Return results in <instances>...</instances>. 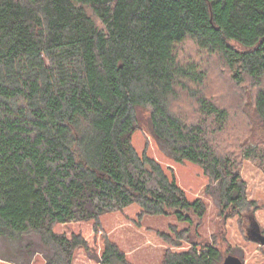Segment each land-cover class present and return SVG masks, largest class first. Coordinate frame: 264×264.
<instances>
[{"label":"trees","instance_id":"16d2710c","mask_svg":"<svg viewBox=\"0 0 264 264\" xmlns=\"http://www.w3.org/2000/svg\"><path fill=\"white\" fill-rule=\"evenodd\" d=\"M187 43L250 87L245 115L264 133V0H0V238L36 235L51 251L45 264H71L86 242L56 224L133 204L141 216L201 220L204 202L172 168L135 150L140 108L167 156L200 167L222 213L239 214L238 160L264 169V138L238 143L235 155L219 150L229 112L205 90L202 63L180 59ZM182 96L192 118L174 110ZM103 246L101 264H132L113 242ZM219 258L214 245L193 243L166 250L162 264Z\"/></svg>","mask_w":264,"mask_h":264},{"label":"rangeland","instance_id":"374dc122","mask_svg":"<svg viewBox=\"0 0 264 264\" xmlns=\"http://www.w3.org/2000/svg\"><path fill=\"white\" fill-rule=\"evenodd\" d=\"M195 50L191 43H187L179 54L180 59L202 63L207 73L205 90L229 112L227 131L217 136L219 150L235 155L238 143L248 138L261 141L264 133L258 119L249 121L245 115L253 98L250 87L235 86L217 57L207 58L205 54L198 57ZM191 108L190 101L184 96L174 105L176 112L187 117L192 114ZM148 115V108H140L136 112L138 122L132 138L135 150L139 154L145 151L163 168H172L185 194L190 199L200 198L204 202L205 215L189 225L177 222L172 216H141L139 207L133 204L106 213L97 221L56 224L53 226L55 233L67 238L80 236L86 242L83 248L74 250L71 264H101L105 240L113 242L132 264H162L166 250H187L193 243L214 245L220 254L216 264H222L229 255L238 257L244 264H264V245L250 239L253 229L258 228L264 235V169L257 162L238 160L246 204L239 214L230 210L222 213L219 201L205 192L209 178L200 167L189 162L176 163L167 156L150 134ZM49 255L50 249L36 235L19 239L0 238V264H45Z\"/></svg>","mask_w":264,"mask_h":264},{"label":"water","instance_id":"95a60500","mask_svg":"<svg viewBox=\"0 0 264 264\" xmlns=\"http://www.w3.org/2000/svg\"><path fill=\"white\" fill-rule=\"evenodd\" d=\"M259 232L260 231L258 230V228L255 230L253 229L251 231L252 236L250 239L254 242H259L261 245H263L264 244V236L261 235ZM222 264H244V263L238 257L229 255V256L224 258Z\"/></svg>","mask_w":264,"mask_h":264}]
</instances>
